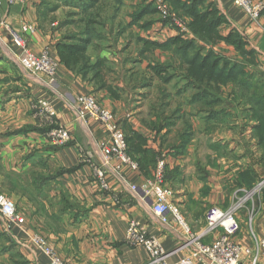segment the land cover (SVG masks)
Masks as SVG:
<instances>
[{
    "label": "crops",
    "instance_id": "obj_1",
    "mask_svg": "<svg viewBox=\"0 0 264 264\" xmlns=\"http://www.w3.org/2000/svg\"><path fill=\"white\" fill-rule=\"evenodd\" d=\"M167 1L187 21V33L161 16L157 1L115 0L110 6L106 2L100 14L110 16L111 21L101 25L104 34L97 35L99 22L90 23L92 39L86 55L90 64L97 66L89 69L88 74L74 71L61 61L58 44L66 32L57 21L48 23L43 19L46 10L40 0L0 5V19H6L14 29L20 30L25 23L36 24L38 31L27 36L30 47L38 54L48 51L59 62L55 85H50L45 74H32L23 68L10 47L0 53V192L10 197L17 212L26 218L24 229L16 226L9 231L0 215V264H49L48 256L29 236L34 232L73 264H146L148 251L125 239L132 219L160 238L169 252L168 262L176 264L190 253L184 228L172 214L168 222H162L151 201L144 200L131 185L152 181L155 161L166 158V183L173 187L171 199L179 206L191 231L201 233L210 207L229 209L244 194L241 190L250 189L249 184L257 182L259 163L255 159H264V147L252 132L255 121L242 89L236 87L242 98L233 100L236 96L230 81L220 86L219 93L214 95L217 99L208 95L209 101L195 100L192 97L196 89L185 87L181 74H174L166 82L163 76L168 74L157 75L151 68L157 63H171L174 66L170 71L174 72L180 63L175 44L170 48L163 45L177 36L196 41L195 44L231 61L241 56L225 40H200L190 27L191 17ZM144 4L152 7L142 10ZM206 4L215 6L225 17L219 27L222 36L238 31L256 58H264L263 13L254 20L233 0H206ZM140 10L145 11L135 21L134 15ZM96 14L99 15V9ZM86 26L87 22L75 23L70 29L75 31L79 27L75 32L81 33ZM0 35L5 37V31H0ZM127 42L129 48L125 49ZM93 70L99 73L94 74ZM252 76L256 80V74ZM83 94L94 95L116 113L131 140L135 157L140 160L139 169L124 166L117 170L116 160L105 164L100 147L105 131L93 119L78 118L75 110V102ZM40 98L53 101L58 122L72 134L71 142L57 144L49 138L48 126L42 123L34 107ZM189 124L192 128L188 142L177 149ZM239 127L244 130L242 135L235 131ZM239 137L247 140L240 154L233 144L241 143ZM86 152L89 159L83 158ZM235 156L242 157L246 165L234 168ZM94 164L105 167L109 190L99 185ZM260 204L256 201L255 206L249 200L238 210L242 229L235 240L245 247L254 246V239L264 235V208ZM253 206L256 217L251 226L248 209ZM220 233L221 229L205 237V241ZM244 260L248 264L251 255Z\"/></svg>",
    "mask_w": 264,
    "mask_h": 264
},
{
    "label": "built area",
    "instance_id": "obj_2",
    "mask_svg": "<svg viewBox=\"0 0 264 264\" xmlns=\"http://www.w3.org/2000/svg\"><path fill=\"white\" fill-rule=\"evenodd\" d=\"M24 0H0L2 3L13 5ZM234 4L242 8L252 19L258 20L264 10V2L257 0H233ZM157 7L161 16L171 19L181 32H188V24L185 18L172 10L167 0H157ZM0 31H5L8 40L11 42L15 56L23 68L32 73H43L48 77L50 85H55L57 68L59 62L52 57L48 51L35 53L29 45L27 36L38 31L36 24L25 23L16 30L6 19H0ZM0 35V39H5ZM9 43V42H8ZM34 107L42 123L48 126L49 138L57 144H66L73 140L70 130L58 122L57 110L53 101L45 98L38 99ZM75 110L78 118L89 121H97L105 131V136L100 142V147L105 157V164L116 160L115 169L122 170L129 166L133 170L140 168L128 152L129 145L126 132L118 119L116 113L104 107L94 95H79L75 102ZM90 157L88 153L83 158ZM94 173L99 185L103 190H109L110 184L107 180V171L104 166L94 164ZM165 160L160 158L157 164L155 178L139 186L132 184L131 189L140 194L144 200L152 203L154 212L162 222H168L172 214L173 218L182 225L187 238L185 245L190 246V253L176 264H245V256L251 255L248 264H264V235L255 238L252 247H245L235 240V236L241 231V222L237 217L238 210L245 202L251 200L256 206L254 196L263 188L264 181L238 197V202L227 210L212 206L206 212V226L201 233H194L187 224L179 206L172 201L173 190L164 180ZM248 209L249 223L252 226L256 217V207ZM0 215L6 220V230L11 231L13 227L24 229L26 218L17 212L14 201L5 193L0 192ZM221 233L211 241H205V237L217 232ZM32 242L42 250L49 258V264H73L63 259L47 239L41 234L34 232L29 234ZM126 241L131 245L143 246L149 254L146 264H170L168 262L169 252L164 248L160 238L149 234L148 230L138 220H130Z\"/></svg>",
    "mask_w": 264,
    "mask_h": 264
},
{
    "label": "trees",
    "instance_id": "obj_3",
    "mask_svg": "<svg viewBox=\"0 0 264 264\" xmlns=\"http://www.w3.org/2000/svg\"><path fill=\"white\" fill-rule=\"evenodd\" d=\"M170 1L175 9L181 10L191 17L190 27L200 40L205 43H217L225 40L235 46L241 55V59L231 61L217 54L214 50L204 52V46L195 44L196 41L184 40L177 36L165 43L163 47L170 48L175 44L174 52L180 58V63L176 66L174 72L170 71L174 66L173 64L157 63L151 66L154 73L157 75L168 74L163 76V80L166 82L171 81L175 76L174 74H181V77L185 80V87L196 89V93L192 97L195 100L198 98L204 99L208 95L213 97L219 93L217 91L221 85L228 84L230 81L236 82L242 89L245 103L251 104L250 116L255 121L252 132L257 137L258 144L264 147V81L261 82L257 78L252 80L253 73L247 70V63L254 64L257 59L255 52L246 47L247 43L238 31L232 32L225 37L220 34L219 27L226 19L215 6L206 4V0H191L190 2L182 0ZM151 7L152 4H144L142 5V10L150 9ZM142 10L134 15L135 21L142 16L141 13L145 11ZM262 13L264 14V10ZM91 22L93 20L88 19L87 26L81 30V33L75 31L66 33L63 40L58 44V53L61 61L72 70L83 74H88L89 69H95L97 66L90 64L86 55L87 46L92 39ZM152 45L155 44L150 43V46ZM94 72V74L99 73L98 71ZM217 98L214 96V99ZM191 128V124L186 126V129L181 134L182 142L177 149L185 146L188 142ZM126 138L129 145L128 152L138 161L140 166V160L135 157L134 150L132 151L131 149V140L127 134ZM153 159L154 157L150 159L152 163ZM251 187H253L252 183L249 184L248 188Z\"/></svg>",
    "mask_w": 264,
    "mask_h": 264
},
{
    "label": "rangeland",
    "instance_id": "obj_4",
    "mask_svg": "<svg viewBox=\"0 0 264 264\" xmlns=\"http://www.w3.org/2000/svg\"><path fill=\"white\" fill-rule=\"evenodd\" d=\"M40 1H41V5L44 6V8L46 10V13L42 14V17L46 22L51 23L53 21H57L59 24V27L61 26L60 28L62 29V31L67 33V32L71 31L70 28L72 25H75V23H83L84 24L87 22V19L91 18L94 20L93 22H99V24H100L98 26V29H97V33H98L97 35H103L104 33L100 31V30H103L102 29L103 27L101 25L106 24V22L111 21L110 16H103L102 14H100V12L102 11L101 8L105 5H107V4H105L106 2H109L108 3L109 6L113 1L115 2V0H112V1L111 0H40ZM154 1H157V0H154ZM53 6H55V7L53 8ZM96 6H98V7H96ZM92 7H96L97 9H95L93 11H89V9ZM98 9H99V15L96 14ZM90 12H93V13H90ZM123 22H126V21H123ZM122 25H123V31H125L124 25H126V24L123 23ZM77 30H80L79 27H77ZM77 30H75V31H77ZM72 31H74V30H72ZM93 32L95 35L96 30L94 29ZM112 33L115 34L116 32L113 31ZM97 35H95L94 37H97ZM112 38H114V35L112 36ZM10 43L11 42L8 40V38H5L3 40L0 39V53L2 52L3 49H5L7 51L8 48L11 46ZM105 43H107V41ZM208 46L209 45H207V47ZM126 47L129 48L128 42H127V45L125 46V49H127ZM208 50L209 49L205 48L204 52H207ZM239 59H241V56L239 57ZM236 60L234 59V61H236ZM247 68H248L247 70L249 72L256 74L257 79H260L261 82L264 81V58H260V59L257 58L256 61L254 62V65H253V63H247ZM177 73H179V72H177ZM32 74H40V73H32ZM232 85H233L232 90H234L232 92L236 96V98L233 97V100H238L239 98H242L238 94L236 87H239V86H237V83L233 82ZM205 98L207 101H209V98H207V96ZM188 100L189 99L186 98L185 103H188ZM189 105H191V104H189ZM235 131H237V132L240 131L241 135H242L244 130L241 127H239L237 129H235ZM239 139H240L241 143H239V144L233 143V144H236V147H238L237 148V151L239 152L238 154L242 153V150L244 149L243 145H245L247 142V140L244 137H239ZM228 150H230V149H228ZM160 158H162V157H160ZM164 160H165L164 180L166 182V172H167L166 158H164ZM158 161H159V159L156 162V169H157ZM255 161H257V163H259V166H257V169H258L257 177L258 178H257V182L251 188H254L258 184H260L262 181H264V159L256 158ZM234 164H235L234 168H237L238 166L246 165L244 159H242V157H238V156H235ZM236 171L237 170L235 169V172ZM155 173H156V171H155ZM247 190H249V189H247ZM254 199L259 203L261 202V204L263 205V208H264V185H263V188L261 190H259L258 193L254 196Z\"/></svg>",
    "mask_w": 264,
    "mask_h": 264
}]
</instances>
